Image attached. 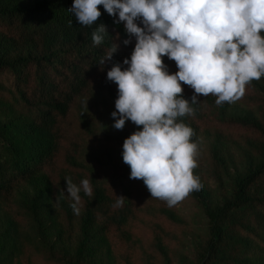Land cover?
Instances as JSON below:
<instances>
[{
	"label": "trees",
	"instance_id": "obj_1",
	"mask_svg": "<svg viewBox=\"0 0 264 264\" xmlns=\"http://www.w3.org/2000/svg\"><path fill=\"white\" fill-rule=\"evenodd\" d=\"M73 2L0 0V264H83L98 256L108 264H140L146 255L162 263L183 243L186 203L202 209L209 231L199 264H264V76L236 101L244 114L230 115L228 102L217 106V97L197 94L194 115L177 118L194 129L193 170L203 188L169 207L142 180L130 179L123 162L124 140L141 129L130 120L123 130L113 127L118 90L107 72L117 62L127 67L135 37L100 5L96 24L106 25L107 35L94 45L95 27L79 25L68 12ZM113 43L118 51L101 65ZM161 58L169 74L178 72L174 61ZM181 87L191 102L194 90ZM222 152L250 161L230 187ZM66 177L77 185L89 179L93 187L92 197L81 191L78 216ZM211 183L228 195L212 207ZM116 196L127 198L122 207L113 206Z\"/></svg>",
	"mask_w": 264,
	"mask_h": 264
},
{
	"label": "clouds",
	"instance_id": "obj_2",
	"mask_svg": "<svg viewBox=\"0 0 264 264\" xmlns=\"http://www.w3.org/2000/svg\"><path fill=\"white\" fill-rule=\"evenodd\" d=\"M100 5L109 16H118L114 23H123L136 40L130 59L123 60L127 67L122 70L117 62L107 72L118 90L113 127L123 130L130 120L141 129L124 140L123 162L130 166V179L142 180L152 198L175 206L203 188L193 174L198 156L194 129L177 118L194 115L191 105L198 103V95L217 97V106L232 104L243 97L246 85L264 76V0H74L68 12L79 25L95 27L96 46L107 35L106 25L96 24ZM118 49L113 43L99 63L111 61ZM163 56L176 63L178 72L169 74ZM181 82L194 90L191 102L181 95ZM65 181L78 216L81 191L93 196L91 181ZM63 197L62 191L56 203ZM125 200L116 196L113 206L122 207Z\"/></svg>",
	"mask_w": 264,
	"mask_h": 264
},
{
	"label": "rangeland",
	"instance_id": "obj_3",
	"mask_svg": "<svg viewBox=\"0 0 264 264\" xmlns=\"http://www.w3.org/2000/svg\"><path fill=\"white\" fill-rule=\"evenodd\" d=\"M25 5H31L35 1L40 0H21ZM246 109L240 104L234 102L230 105L229 114L230 115H240L244 114ZM108 155L112 156L108 151ZM92 157H98L99 155L95 151L90 153ZM222 157L227 163V175L225 181L230 187L234 178L237 175L246 172L249 160L246 156L241 154L231 155L226 152H222ZM206 173H209V170L204 171V177L207 178ZM193 174L198 176L193 170ZM200 178V177H199ZM211 189V194L206 199L210 207L216 204L224 203L228 195L226 192H222L219 189H215V186L211 183L209 185ZM182 212L186 219V229L185 235L183 238V243L175 248L170 259L164 258L162 263H156L149 255H146L144 260L140 264H199L202 254L204 252L206 241L209 237V231L207 227V222L205 220L202 209L195 203H186L182 207ZM1 232V228H0ZM78 238L72 243V247L77 244ZM54 250H59V246H54ZM83 264H108L103 256H98L95 259H87Z\"/></svg>",
	"mask_w": 264,
	"mask_h": 264
}]
</instances>
